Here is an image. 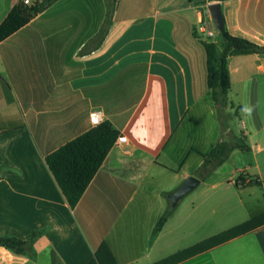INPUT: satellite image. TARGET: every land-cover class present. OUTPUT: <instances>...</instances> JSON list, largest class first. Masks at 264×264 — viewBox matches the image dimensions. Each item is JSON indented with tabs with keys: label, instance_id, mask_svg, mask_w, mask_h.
Segmentation results:
<instances>
[{
	"label": "crops",
	"instance_id": "0c3cea01",
	"mask_svg": "<svg viewBox=\"0 0 264 264\" xmlns=\"http://www.w3.org/2000/svg\"><path fill=\"white\" fill-rule=\"evenodd\" d=\"M16 2L0 0V25ZM211 4L116 0L109 15L107 0H59L0 42V236L44 233L34 259L0 248V264H90L103 244L116 264H156L264 214V53L229 56L234 108L223 129L205 47L221 51L223 36L200 31ZM221 5L227 32L264 46V0ZM94 111L128 142L71 207L46 157L93 129ZM241 135L249 151L202 179L204 155ZM241 174L262 186L238 187ZM191 176L201 183L157 231ZM176 264H264V224Z\"/></svg>",
	"mask_w": 264,
	"mask_h": 264
},
{
	"label": "trees",
	"instance_id": "16d2710c",
	"mask_svg": "<svg viewBox=\"0 0 264 264\" xmlns=\"http://www.w3.org/2000/svg\"><path fill=\"white\" fill-rule=\"evenodd\" d=\"M57 1L59 0H33L31 4H27L25 0H17L0 25V42L29 24ZM210 1L214 4L224 3L227 0ZM115 2L116 0H107L109 10L114 9ZM105 37L106 28L103 27L91 41L102 43ZM205 47L208 54V86L217 109L218 118L223 129H226L228 118L226 110L230 107L234 108L229 100L232 84L228 58L232 54H262L264 53V46L242 37L233 36L226 31L223 36L221 51H217L214 43H207ZM118 137L119 133L111 123L103 122L46 157L48 168L71 207H75L80 202ZM237 149L243 152L250 149L242 135L235 136L232 140L224 139L216 143L211 151L204 155V161L199 170L200 177L202 179L209 177L212 172L228 161ZM5 168L6 166L0 160V170ZM246 177L245 174H241L236 180V185L238 187L262 186L259 178L252 177V180L246 183ZM174 210L175 208L169 209L161 217L156 228L157 231H161ZM263 224L264 214L214 235L195 246L179 251L156 264H176L253 231ZM43 234V232H33L26 240L15 236H0V248L34 259L36 257L34 245ZM90 264H116V260L107 245L103 244L98 249L96 258Z\"/></svg>",
	"mask_w": 264,
	"mask_h": 264
},
{
	"label": "water",
	"instance_id": "95a60500",
	"mask_svg": "<svg viewBox=\"0 0 264 264\" xmlns=\"http://www.w3.org/2000/svg\"><path fill=\"white\" fill-rule=\"evenodd\" d=\"M209 10L212 14L213 21L222 36L226 33L225 19L223 15L221 3H214L209 6ZM201 183V180L197 177L191 176L184 183L178 187L173 193L168 196L171 202V207L176 208L178 204L183 200L185 196L191 193Z\"/></svg>",
	"mask_w": 264,
	"mask_h": 264
},
{
	"label": "built area",
	"instance_id": "2783aa9c",
	"mask_svg": "<svg viewBox=\"0 0 264 264\" xmlns=\"http://www.w3.org/2000/svg\"><path fill=\"white\" fill-rule=\"evenodd\" d=\"M25 2L27 4H31L33 2V0H25ZM209 18H210L209 21L203 20L201 22L200 31L202 32V34L206 35L209 39H212L216 36V33L211 27V22H214V21H213L212 14H211L210 10H209ZM90 119L95 126L102 124L103 123L102 112L101 111L92 112L90 114ZM127 142H128V139L126 136L119 135L115 144H124Z\"/></svg>",
	"mask_w": 264,
	"mask_h": 264
},
{
	"label": "rangeland",
	"instance_id": "374dc122",
	"mask_svg": "<svg viewBox=\"0 0 264 264\" xmlns=\"http://www.w3.org/2000/svg\"><path fill=\"white\" fill-rule=\"evenodd\" d=\"M107 11H108V14L110 15L111 10H109V8H107ZM106 24H107V22H106ZM211 27L216 33V36L214 38H212V40H218L220 38V36L222 35L221 32L219 31V29L217 28V26L215 25L214 22H211ZM232 101L233 100H230V102H232ZM236 156H237V160H238V163L236 166L237 168H242V167H244V165H247V160H248L247 154L242 152L241 154L240 153L236 154Z\"/></svg>",
	"mask_w": 264,
	"mask_h": 264
}]
</instances>
